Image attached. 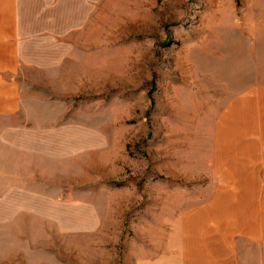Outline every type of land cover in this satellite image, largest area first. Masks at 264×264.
Wrapping results in <instances>:
<instances>
[{"label": "rangeland", "instance_id": "obj_1", "mask_svg": "<svg viewBox=\"0 0 264 264\" xmlns=\"http://www.w3.org/2000/svg\"><path fill=\"white\" fill-rule=\"evenodd\" d=\"M26 1L40 142L0 176L31 192L0 206V264H264V0Z\"/></svg>", "mask_w": 264, "mask_h": 264}, {"label": "crops", "instance_id": "obj_2", "mask_svg": "<svg viewBox=\"0 0 264 264\" xmlns=\"http://www.w3.org/2000/svg\"><path fill=\"white\" fill-rule=\"evenodd\" d=\"M40 14L41 10L34 8L26 0H0V176L21 174L22 172L16 170L17 159H30L32 150L36 149L35 146L33 148V143L40 142H33L30 135L25 136L24 130L22 131L24 125L17 124L15 120L25 109L21 80L23 74L35 64L32 50L39 33L36 25L40 22ZM1 179L4 178H0V181ZM2 190L0 206L29 205L26 202H16L26 200V196L31 195L25 187L9 186ZM233 209L234 206L232 210L227 211L231 212V217ZM246 210H243L242 214L240 205L236 206V218H231L235 225L241 222L245 226L249 223L247 221H250L251 216L247 215ZM235 228L238 233L237 225ZM224 237V240L231 239L230 235ZM228 243L230 244V241ZM227 249L229 252L230 246ZM212 253L208 251L205 256L202 255L200 263L191 264H238L234 262L233 252L222 255ZM184 260V256L180 259L179 255L171 254L167 258V264H189Z\"/></svg>", "mask_w": 264, "mask_h": 264}]
</instances>
